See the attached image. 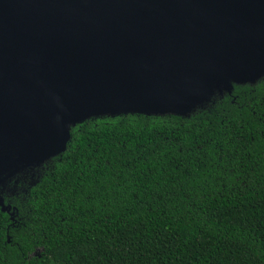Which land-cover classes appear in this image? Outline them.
Listing matches in <instances>:
<instances>
[{"label":"trees","instance_id":"16d2710c","mask_svg":"<svg viewBox=\"0 0 264 264\" xmlns=\"http://www.w3.org/2000/svg\"><path fill=\"white\" fill-rule=\"evenodd\" d=\"M226 81L185 113L83 119L0 172V264H264V69Z\"/></svg>","mask_w":264,"mask_h":264},{"label":"water","instance_id":"95a60500","mask_svg":"<svg viewBox=\"0 0 264 264\" xmlns=\"http://www.w3.org/2000/svg\"><path fill=\"white\" fill-rule=\"evenodd\" d=\"M262 69L264 0H0V170L59 154L83 119L185 113Z\"/></svg>","mask_w":264,"mask_h":264},{"label":"flooded vegetation","instance_id":"af4514ba","mask_svg":"<svg viewBox=\"0 0 264 264\" xmlns=\"http://www.w3.org/2000/svg\"><path fill=\"white\" fill-rule=\"evenodd\" d=\"M1 165H6L7 167H10L9 164H8V163H5V162H0V166H1ZM3 171H4V170H3V168H2V169L0 170V172L3 173ZM16 173H30V172H28L27 170H20V171H18V172H16Z\"/></svg>","mask_w":264,"mask_h":264},{"label":"rangeland","instance_id":"374dc122","mask_svg":"<svg viewBox=\"0 0 264 264\" xmlns=\"http://www.w3.org/2000/svg\"><path fill=\"white\" fill-rule=\"evenodd\" d=\"M27 73L30 71H26ZM25 73V71L19 72L18 76H22Z\"/></svg>","mask_w":264,"mask_h":264}]
</instances>
